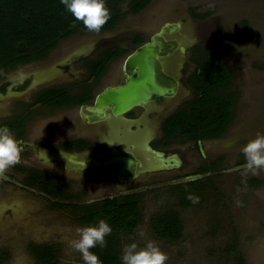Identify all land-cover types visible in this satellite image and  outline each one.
Wrapping results in <instances>:
<instances>
[{"label": "flooded vegetation", "instance_id": "1", "mask_svg": "<svg viewBox=\"0 0 264 264\" xmlns=\"http://www.w3.org/2000/svg\"><path fill=\"white\" fill-rule=\"evenodd\" d=\"M155 33L148 39L136 34L130 40L129 47L115 43L105 46L102 43L101 48L98 44L97 49L91 52L76 53L75 49H70L74 39L104 33L78 36L61 43L47 59L19 66L0 78V126L7 125L16 139L23 142L21 160L0 178V190L32 193L37 200L46 204L50 212L64 215L70 220L73 210L67 205H92L107 198H115L85 201L82 195L96 188L109 187L120 191L116 197L144 194V191L158 186L160 177L162 180L169 178L167 185L175 187L177 191L180 185H189L206 178L210 180L209 188L214 189L212 178L222 171L223 174L228 172L223 166L226 155L213 152L212 146L229 139L235 128L238 108L237 90L234 88L236 74L229 62L223 63L217 56L233 74L225 94L233 102L230 108L234 121L224 137L192 140L186 136H167L164 127L167 120L183 109L191 111L188 104L196 97L191 84L198 86L202 83L194 75L196 72L198 75L202 73L201 64L206 58L195 52L200 47L197 41L191 44L183 42L181 29L168 38L179 46L161 60L165 75L179 82L178 94L147 106H137L122 116L115 117L107 109L105 118L96 117L98 96L108 87L125 84L126 59L149 42ZM137 37L143 38L144 42L135 46ZM116 47L129 52L109 63L105 73L96 77L92 71L100 69L98 62L103 59L102 54ZM182 47L185 53L181 51ZM251 49L254 53L248 51L249 55L260 56L255 54V49ZM119 62H122L120 80L103 85L109 78L111 67ZM90 108L95 112L90 111ZM109 155L123 156L134 162L130 174L132 179L122 182L112 177L121 167L101 169L99 161ZM168 163L170 166L166 167ZM204 192L197 194L202 197ZM43 245L46 244L30 243L27 251L33 256L31 246ZM47 246L55 249L59 255L55 264L62 262L67 246ZM6 255H10V259L3 264L12 261V253L0 247V257L5 260Z\"/></svg>", "mask_w": 264, "mask_h": 264}, {"label": "rangeland", "instance_id": "2", "mask_svg": "<svg viewBox=\"0 0 264 264\" xmlns=\"http://www.w3.org/2000/svg\"><path fill=\"white\" fill-rule=\"evenodd\" d=\"M129 2L120 5L124 18L113 32L74 39L70 49L91 52L102 43L129 47L136 34L148 39L165 23L180 24L184 43L197 41L223 63L229 62L236 74L238 108L229 139L212 146L213 152L226 155L223 166L228 170L212 178L214 189L208 188L198 204L181 207L182 197L167 185L169 178L157 177L158 186L144 191L143 222L132 235L119 237L121 249L133 242L143 247L152 241L167 254L166 264H238L239 259L264 264V170L242 175L241 152L249 140L264 134V71L259 69L264 65V0H152L138 14L129 12ZM245 21L249 28L242 29ZM251 48L260 56L249 55ZM121 68L122 62L113 65L103 85L117 83ZM119 195L120 191L104 187L82 196L90 201ZM36 198L32 193L0 190V247L11 251L9 264H39L27 251V245L37 242L66 245L59 264H84L80 253L69 246L80 225L50 212ZM168 210L181 216L184 231L178 241L159 240L151 228V219Z\"/></svg>", "mask_w": 264, "mask_h": 264}, {"label": "trees", "instance_id": "3", "mask_svg": "<svg viewBox=\"0 0 264 264\" xmlns=\"http://www.w3.org/2000/svg\"><path fill=\"white\" fill-rule=\"evenodd\" d=\"M151 1L130 0L129 12L140 13ZM126 2L128 0H105L110 19L98 33L111 32L118 27L124 18L120 5ZM195 17L201 20L206 18ZM240 27L249 28V22H243ZM92 33L97 32L88 31L81 21H76L61 0H0V78L19 66L47 59L65 41ZM143 42V38L137 37L134 45ZM128 52L121 47L105 51L101 56L103 59L98 62L100 69H94L92 73L96 77L102 76L109 63ZM198 53L206 57L200 67L202 73L198 75L196 72L194 75L202 83L198 86L191 84L196 91V97L188 104L191 111L183 109L165 123L167 136H186L192 140L219 139L225 136L233 124V111L230 108L233 102L225 94L233 80L232 70L220 62L212 49L199 47ZM260 69L264 70V66ZM209 183L210 180L206 178L189 185H180V206L192 204L187 199L188 195L198 196L197 192L206 191ZM144 199V194H131L107 198L92 205L71 204L67 207L73 210L70 220L80 226L94 225L99 219H104L110 225L112 232L106 237L107 246L104 249L97 246L91 251L99 256L102 264H122L119 237L132 235L142 224ZM201 200L202 197H199ZM151 228L159 240L178 241L183 237L184 226L177 211L168 210L157 214L151 219ZM31 251L42 264H55L59 256L55 249L47 245L31 246ZM4 259L0 257V264L8 261L10 255ZM238 264L245 262L239 259Z\"/></svg>", "mask_w": 264, "mask_h": 264}, {"label": "clouds", "instance_id": "4", "mask_svg": "<svg viewBox=\"0 0 264 264\" xmlns=\"http://www.w3.org/2000/svg\"><path fill=\"white\" fill-rule=\"evenodd\" d=\"M61 3L74 19L81 21L90 32H100L110 19L105 0H61ZM22 143L7 125L0 126V178L20 162ZM241 152L245 158L242 175H256L260 170H264V134H257L254 139L249 140L241 148ZM187 199L192 204L199 203L198 196L189 194ZM75 231L76 238L69 241V246L80 253L84 264H102L99 256L91 249L97 246L104 249L107 246L106 237L112 232L110 225L104 219H99L96 224L78 227ZM167 260V254L152 241L143 247L133 242L122 249V264H166Z\"/></svg>", "mask_w": 264, "mask_h": 264}, {"label": "water", "instance_id": "5", "mask_svg": "<svg viewBox=\"0 0 264 264\" xmlns=\"http://www.w3.org/2000/svg\"><path fill=\"white\" fill-rule=\"evenodd\" d=\"M181 29L180 24H165L150 41L137 48L125 61L124 71L127 79L124 85L108 87L97 98V118H105L106 110L110 109L115 117L130 112L137 106H147L165 98H172L178 94L179 82L168 78L164 73L161 60L169 53L174 52L178 43L169 41L170 34ZM181 51L185 53V48ZM86 117V116H85ZM160 155V153H157ZM170 163L166 165L169 167ZM98 165L102 170L109 167H121V170L112 177L125 182L131 174L134 162L123 156L109 155ZM194 178V177H193ZM195 180L198 177L194 178Z\"/></svg>", "mask_w": 264, "mask_h": 264}]
</instances>
